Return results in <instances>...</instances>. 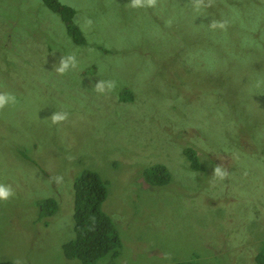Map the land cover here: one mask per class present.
I'll use <instances>...</instances> for the list:
<instances>
[{
  "label": "rangeland",
  "instance_id": "obj_1",
  "mask_svg": "<svg viewBox=\"0 0 264 264\" xmlns=\"http://www.w3.org/2000/svg\"><path fill=\"white\" fill-rule=\"evenodd\" d=\"M41 1L0 0V95L14 97L0 105V186L11 192L0 261L78 264L62 245L74 237L73 181L91 169L120 241L96 264H255L264 0H59L83 43ZM159 163L168 184L143 174ZM45 198L57 203L50 217L39 216Z\"/></svg>",
  "mask_w": 264,
  "mask_h": 264
},
{
  "label": "trees",
  "instance_id": "obj_2",
  "mask_svg": "<svg viewBox=\"0 0 264 264\" xmlns=\"http://www.w3.org/2000/svg\"><path fill=\"white\" fill-rule=\"evenodd\" d=\"M41 2L59 16L64 25L65 33L73 42H84V34L82 35L80 28L73 20L75 15L73 7L59 0H42ZM183 152L195 169L201 165L192 149L185 148ZM238 154L246 156L240 150H238ZM143 174L154 185L168 184L171 178L167 165L160 163L145 166ZM106 194V182L94 170L83 169L74 179L72 184L74 237L62 245V251L66 258L77 259L78 264H96L98 259L108 253L111 256L117 254L120 241L115 225L110 216L101 209ZM37 204L39 205L40 217H50L57 210V203L53 198H45ZM44 220V224H46L47 220ZM254 261L255 264H264V243L255 254ZM0 264L15 263L3 260L0 261ZM173 264L199 263L196 261H178Z\"/></svg>",
  "mask_w": 264,
  "mask_h": 264
},
{
  "label": "clouds",
  "instance_id": "obj_3",
  "mask_svg": "<svg viewBox=\"0 0 264 264\" xmlns=\"http://www.w3.org/2000/svg\"><path fill=\"white\" fill-rule=\"evenodd\" d=\"M66 67H67V63L62 62L61 67L58 69V71H63ZM98 90L102 91L103 88L101 86H98ZM10 102H14V97L10 95H0V105H3L5 103H10ZM63 118L64 117L62 115H54L52 117L53 121L62 120ZM215 172L218 175L221 174L219 168H216ZM10 195H11V192L9 188L5 186H0V200L8 198Z\"/></svg>",
  "mask_w": 264,
  "mask_h": 264
}]
</instances>
